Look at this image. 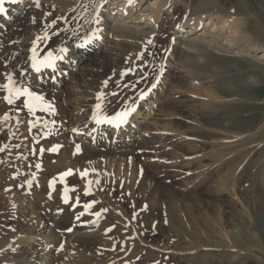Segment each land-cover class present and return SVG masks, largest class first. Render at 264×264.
<instances>
[{
  "label": "rangeland",
  "instance_id": "rangeland-1",
  "mask_svg": "<svg viewBox=\"0 0 264 264\" xmlns=\"http://www.w3.org/2000/svg\"><path fill=\"white\" fill-rule=\"evenodd\" d=\"M14 4L17 16L30 15L33 10L46 18L58 15L36 7L34 0ZM44 6L49 7L47 3ZM185 6L192 18L204 19L210 13L238 15L245 21L246 32L264 49V0H177L159 21V36L164 43L170 39L168 30ZM6 29L12 31L13 22ZM172 30L178 32L176 27ZM19 32L25 34L23 29ZM92 38L106 69L114 74L112 79L116 67L132 61L130 79L149 78L147 95L138 99L146 105L137 108L139 116L131 118L129 126L131 123L133 140L141 142V151L151 154L155 148L160 157L137 158L136 162L150 168L142 188L135 173L121 169V175L113 179L115 182L106 184L111 186L110 191L94 184L96 191L93 194L87 191L86 195L79 188L81 184L91 185L81 181L86 178L81 175L85 169L81 174V170L79 174L71 170L77 182L57 194L66 192L79 199L83 208L85 204H91L90 209L96 208L83 220L93 227L68 238L71 233L59 232L57 240L41 234L36 215L27 213L28 208L23 207L20 184L14 183V177L6 176L11 183L0 180V238L27 232L36 234L38 237L33 239L37 240L32 245L14 246L30 256L34 255V249L42 247L39 246L42 240L46 244L54 242L52 264H264V66L238 56L209 54L208 73L195 74L157 57L156 45H149L151 51L140 55L115 40ZM62 54L71 69L59 66V78L65 81L67 90L77 93L79 101L72 106L73 114L82 116L79 104L85 98L98 103L101 98L97 99V89L101 90V86L95 80V85L78 89L89 69L77 59L72 61V54ZM151 63L154 69L149 75L146 68ZM250 76L256 79L253 86L245 83ZM125 77L121 80L126 81ZM154 83L156 87L152 88ZM6 85L0 81V119L9 111L5 97L11 88ZM33 105L38 113L35 116L23 109L28 120L39 123L37 131L27 124L21 129L32 153L20 155L27 161H32L35 152L50 148V142L60 145L62 141L47 104L35 100ZM3 128L0 127V140H7L11 132ZM17 145L20 147V142ZM17 145L9 149L26 151ZM7 150L0 152V163L6 160ZM35 163L41 166L45 159L38 158ZM105 169L115 171L113 167ZM1 172L0 169V177ZM156 181L159 186L153 188L151 183ZM45 197H49L48 193ZM11 211L16 213L15 220L11 219ZM96 212L101 213L99 218L94 215ZM21 214H26L25 219ZM50 217L53 215L43 212L40 216L43 221ZM39 237L43 239L38 240Z\"/></svg>",
  "mask_w": 264,
  "mask_h": 264
},
{
  "label": "bare ground",
  "instance_id": "bare-ground-1",
  "mask_svg": "<svg viewBox=\"0 0 264 264\" xmlns=\"http://www.w3.org/2000/svg\"><path fill=\"white\" fill-rule=\"evenodd\" d=\"M19 1L17 0V3ZM176 1L137 0L135 7H129L127 0H106L100 12L97 13L94 5L100 4L101 0H93L91 5L90 0H34L36 7L58 14L46 18L40 15L37 10H33L30 15L27 13L17 16L15 4L5 0V12L0 15V81L7 83L13 92L15 89L27 87L36 96H42L43 102L55 109L54 113L51 112L55 117L56 132L61 136L62 141H60V145L50 142V148L41 151L43 154L35 152V157H31L32 161H27L26 158L20 156L23 152L30 153L26 144V134L21 129L23 130L27 124L37 131L39 123L25 117L27 115L23 111L25 97L16 98L13 92H10L9 96L13 99V103H6L5 106L9 111L0 119V127L8 128L11 132L9 138H6L7 140H0V149H2L0 152L5 148L8 149L6 160L0 163L2 171L0 180L4 184H10L11 181L5 177L11 176L14 177V183L20 184L21 197L24 201L23 207L28 208L27 213L36 215L35 217L41 225V234L44 236L48 237L49 235L52 240H57V233L67 232L70 228L72 230L68 231L71 233L67 236L68 238L79 230L92 229L93 227L83 220L95 212L96 208L85 211L79 199L71 198L66 192H63L62 195L57 194L61 189L68 188L70 183L77 182V178L72 173L67 176H64L63 173L73 170L79 174L78 172L81 170V174L85 169L86 178L84 177L81 181L91 185H84V188L81 184L79 188L83 192L87 190L93 194L96 191L95 185L98 184L110 191L111 183L116 180L115 176L121 175V169H127L135 173V177L140 178L139 187L142 188L145 182L144 178L150 168L136 162L137 158L142 155H146L145 158L160 157L155 148L151 154L143 153L139 148L141 142L133 140V136H131L133 132V128L130 127L131 123L129 126L130 119L139 116L137 108L146 105L139 100L140 94L147 91L149 78L131 80L128 74L134 67L132 61L116 67V76L115 79H112L114 74L106 69L99 54L100 49L95 45L92 37H99L98 39L105 42L115 40L119 45L129 47L130 50L136 51L140 55L143 52L151 51L149 45H156L157 51L154 53L157 57H163L167 64L190 70V72L193 71L192 73L195 74L208 73L209 54L227 57L238 56L239 59L248 60L251 64L264 66V49L262 50L260 43L246 32L244 19L241 20L236 14L235 16L225 13H210L205 15L204 19L202 16L192 18L188 16L185 6L184 11L176 14L174 25L168 30L170 39L164 43L159 36V21ZM46 3L49 7L44 6ZM89 8L90 12L88 13ZM32 19H34L33 22H31ZM64 21L70 22V24H65ZM9 22H13L12 31L6 29ZM49 25L52 26L49 27ZM174 27L178 30L177 33L172 30ZM20 29H23L25 34H20ZM90 37V42L85 44V40H89ZM149 40L152 41L151 44L147 43ZM34 45L37 60H43L48 56V53H51L54 67H41L39 72L32 68ZM77 45L81 46L77 47ZM62 48L67 49L66 55L72 54V61L77 59L84 64L86 69H89L86 77L81 79L78 89L95 85V80L101 86V90L97 89V93L102 94L101 100L98 102L101 104L100 109L95 107L97 102L85 98L79 104L80 109L83 108L82 116L73 114L75 109L72 106L79 99L76 97L77 93L67 90L65 81L59 78L58 68H62L63 65L68 67L67 60L60 51ZM59 57H63V59ZM153 66V63L147 65L146 72L149 75H152L151 72L153 73ZM68 69L71 68L68 67ZM123 75L126 76V81L121 80ZM9 76H11V81L8 79ZM255 80L253 76H250L245 83L256 84ZM105 82L107 83L105 84ZM135 94L137 95L135 96ZM132 108L135 111L131 112L127 117V122L120 124L118 128L109 124L97 125L93 119L94 111L98 116L112 117L117 112H126ZM27 112L33 116L38 114L35 110L29 112L27 109ZM111 129H113L112 132H117V136L111 134ZM18 142H20V147L17 145ZM15 145L26 151L10 150V147ZM76 145L80 146V150L74 155ZM88 156L96 157V159L86 161L85 158ZM38 158L45 159V163L39 169L35 163ZM105 167H113L115 171L110 173ZM29 182L31 183L29 184ZM108 182L109 186L106 185ZM50 183L51 188L49 187ZM158 184L159 182L156 181L151 183V186L158 188ZM127 185L131 184L128 182ZM47 193L49 197H45ZM171 194L176 195L174 192ZM65 198L67 202H65ZM38 200L39 202H36ZM42 212L46 215L51 214L53 217L43 221L40 218ZM11 214V219L15 220L16 213L11 211ZM78 216L79 219H77ZM21 217L25 219L26 214H21ZM36 236V234L27 232L12 235L11 238L8 235L1 237L0 264H52L55 259L54 247H52L54 242L49 241L46 244L45 240L39 237L38 240H42L39 246L42 247L34 249L33 256L28 255L25 251L21 253L18 247L14 248L20 243L22 246L32 245V242L37 240L33 239ZM177 259L183 260L182 256H177Z\"/></svg>",
  "mask_w": 264,
  "mask_h": 264
},
{
  "label": "snow or ice",
  "instance_id": "snow-or-ice-1",
  "mask_svg": "<svg viewBox=\"0 0 264 264\" xmlns=\"http://www.w3.org/2000/svg\"><path fill=\"white\" fill-rule=\"evenodd\" d=\"M9 2L11 3H16L17 0H9ZM4 3H5V0H0V15H2L4 12H5V8H4ZM106 3V0H101L100 4L98 5H94L95 7V10L97 13L100 12V9L103 7V4ZM136 3H137V0H127V5L129 7H135L136 6ZM38 6V5H37ZM97 22H99V20H97ZM97 39L99 37H96ZM90 39L91 37L89 38V40H85V44L89 43L90 42ZM147 43L151 44L152 41L149 40L147 41ZM81 45H77V47H80ZM61 52H64L66 53L67 52V49H61L60 50ZM60 59H63V57H59ZM32 60H33V63H32V68L36 71V72H39L41 70V67H54L53 65V57H52V54L51 53H48V56L44 57L43 60H37V56H36V49H35V45L33 46V57H32ZM9 81H11V76L8 77ZM107 82H105L106 84ZM7 87V85L5 86ZM156 87V84H152V88H155ZM10 92H13V90L9 89ZM150 91V89H149ZM13 95L16 97V98H19V97H25V100H24V107L28 109L29 112H33L34 111V105L32 103V101H35V100H42L43 98L42 97H39V96H36L33 92L29 91V89L27 87L25 88H22V89H15L14 92H13ZM147 95L146 92H142L140 94V99H144V97ZM102 94H98L97 96V99L99 100L101 98ZM5 99L7 100V103L8 104H12L13 103V99L11 98V96H7L5 97ZM96 109H100L101 108V104L98 103L96 106ZM48 110L49 111H52L54 113L55 109H53L51 107V105H48ZM135 111L134 108L132 109H129L128 111L126 112H117L115 116H112V117H108V116H98L97 112L94 111L93 113V119L95 121V123L97 125H101V124H109V125H112L113 127H119L120 124H123V123H126L127 122V117L131 114V112ZM56 147H59V146H56ZM2 150V149H0ZM52 150H55V149H52ZM80 150V146L79 145H76V152L74 153V155L76 153H78ZM41 151H43V149H41ZM36 167L39 169L40 165H36ZM71 174V170H68L66 171L65 173H63L64 176H67V175H70ZM87 173H82L81 175L84 176L86 175ZM31 182H29L30 184ZM49 187L51 188L52 185L50 183ZM85 194L88 195L89 193L87 192V190L85 191ZM65 202H67V199L65 198ZM92 207L91 204H85L84 205V209L85 211H87L88 209H90ZM106 211V210H105ZM97 218L100 217L101 213L100 212H96L94 214ZM77 219H79V216L77 217ZM72 229H68V231H71ZM107 231H111V229H108Z\"/></svg>",
  "mask_w": 264,
  "mask_h": 264
}]
</instances>
